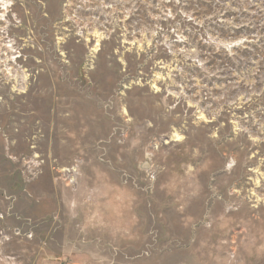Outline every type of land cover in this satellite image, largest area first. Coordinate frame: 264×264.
Masks as SVG:
<instances>
[{
    "label": "rangeland",
    "instance_id": "374dc122",
    "mask_svg": "<svg viewBox=\"0 0 264 264\" xmlns=\"http://www.w3.org/2000/svg\"><path fill=\"white\" fill-rule=\"evenodd\" d=\"M0 264H264V0H0Z\"/></svg>",
    "mask_w": 264,
    "mask_h": 264
}]
</instances>
